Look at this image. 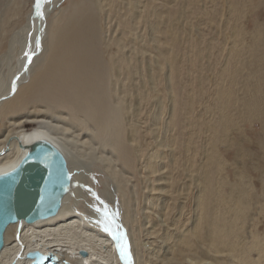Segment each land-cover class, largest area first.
I'll list each match as a JSON object with an SVG mask.
<instances>
[{
    "label": "bare ground",
    "instance_id": "1",
    "mask_svg": "<svg viewBox=\"0 0 264 264\" xmlns=\"http://www.w3.org/2000/svg\"><path fill=\"white\" fill-rule=\"evenodd\" d=\"M33 1L24 21H17L15 25L19 26L10 34V46L14 38L24 33H30L32 40L19 67L9 72L0 89V175L19 163L30 143L42 139L65 157L71 185L54 217L6 227L0 264H37L49 255L59 264H128L117 248L121 241L112 234L117 229L112 227V233L104 230L108 222L94 209L97 205L93 202L95 206L81 214L77 210L78 200L85 196L77 185L86 182L89 168L99 170L103 176L104 188L102 197L96 199L99 205L96 208L109 206L114 224L119 225L127 242L131 264H154L146 256L154 255L148 242L158 232L161 240L157 252L161 253L160 262L166 264H264L261 259L250 258L252 250L262 256L260 240L251 236L253 241L249 242L245 236L251 198L240 190L225 207L229 198L212 190L211 176L218 167L214 137L206 147L209 166L204 172L203 186L195 196L196 218L192 224L195 241H182L178 235L180 243L175 249L167 242L172 234L169 221L175 229H180L181 214V210L168 209L173 197L167 188L173 186L177 198L183 199V187L178 176L173 182L166 181L170 175L165 173L163 149L167 147L172 159L184 162L179 147L185 153L193 152L188 159L193 164L200 132L192 122L193 132L189 129L187 137L178 129L172 130L175 103L168 75L157 85L150 69L148 44H143L141 50L138 47L144 29L150 42L157 31V25L152 26V19L158 17L152 7L155 0H80L62 24L54 27L48 26L47 16L61 0H52L48 7L46 0H41L40 8L44 10L40 20L35 17ZM230 1L233 10L237 0ZM20 13L21 6L15 5L13 16ZM6 33L0 18V53L4 51L1 54L4 57L9 43ZM261 39L258 63L262 67L256 74L261 76V88L248 81L249 96L236 99L232 94H226L224 99V88H217L216 104L221 103L222 115L218 113L215 125L206 126L207 130L211 128L208 130L211 134L223 135L229 130L226 112L232 104L236 117L248 122L258 120L264 136V25L258 29L254 44ZM152 49L150 46L151 52ZM169 61L166 60L168 68ZM164 92L170 101L167 110L163 105ZM150 113L149 124L144 123L145 115ZM166 113L169 118L162 120ZM26 122L39 126L24 130ZM144 127H148V132ZM172 134L175 147L170 144ZM177 140H180L178 145ZM147 147L151 153L145 152ZM184 165L186 168V162ZM155 185H159L156 191ZM102 200L106 201L105 205ZM142 202L150 204V215L142 209ZM176 207L183 208L181 203ZM82 251L85 257L80 256Z\"/></svg>",
    "mask_w": 264,
    "mask_h": 264
},
{
    "label": "rangeland",
    "instance_id": "2",
    "mask_svg": "<svg viewBox=\"0 0 264 264\" xmlns=\"http://www.w3.org/2000/svg\"><path fill=\"white\" fill-rule=\"evenodd\" d=\"M78 1L80 0H61L55 9L49 11L48 26L61 25ZM228 1L230 4L227 3ZM15 5L21 6L20 16H13ZM31 5L32 0H0V16L2 14L0 18L3 19L7 29V40L9 38L5 57L1 55L4 51L0 53V89H3V83H6L8 75H10L9 72L16 71L24 53L31 47V43H29L32 40L30 33H24L22 36L14 38V43L10 46V34L14 28L19 26L15 25L16 22L20 20L22 23L24 21ZM152 7L158 15L152 19V26L157 25V31L152 34L150 42L147 29H144L141 32L142 40L138 47L141 50L143 44H148L149 56L151 57L150 69L157 85L162 79L165 80L166 75H168L175 103L172 130L178 129L185 136H189L188 130L192 131L193 124H195L200 132L196 139L193 164L188 161L192 158L193 152L187 151L185 153L179 147V152L184 153L186 168L184 160L179 159L177 161L174 157L173 160L167 151L168 148L163 149L165 173L170 175L166 181L173 182L175 176H178L181 180L180 186L183 187V194L181 193L183 199L177 198L178 192L173 186L167 188L173 197L168 209L181 210L180 229H175V226L170 224L172 221H169V230L172 234L168 237L167 242L171 248L174 247L175 249V246L180 243L177 240L178 235L182 241H195L192 234V224L196 218L195 196L203 186L204 172L208 170L209 166L206 158V147L210 139L213 140L214 137L218 152V167L215 168V173L211 176V179L214 180L212 190L218 195L224 194V197L229 198L224 203L225 207L232 203L233 198L231 196L236 195L240 190L243 191L242 194L251 198L253 202H251L249 211L250 220L244 226L246 229L245 236L248 238L253 236L255 240H260L262 256H258L252 250L250 258L254 261L257 259L264 261V136L261 131V124L258 120L248 122L244 118L236 117L237 114L232 112L231 104L226 112L230 121L229 130L221 135L219 133L211 134L209 127V131L206 129L207 125H215L219 119L218 113L222 115L221 103L216 104L217 88H224V99L226 94H232L233 99H236L241 96L243 98L249 96L251 90L248 81H251L258 88H261L263 84L260 80L261 76H256L262 67L258 63L262 50V39L256 44L254 43L258 29L264 25V0H237V6L233 10L230 0H155ZM150 46H153L152 52ZM229 50L230 54H228ZM163 59L170 60L169 68L166 65V60ZM159 65L163 69L162 72ZM142 73L145 72L142 71ZM166 93L164 92L166 100L163 102L165 110L170 104ZM216 107L219 110H216ZM37 109H41V107ZM151 113L145 115L144 123L149 124ZM168 118L166 113L162 120ZM189 122L190 128L187 125ZM24 124L26 125L24 130L39 126L36 123L26 122ZM147 128L144 127L143 130L148 132ZM173 137V134L169 136L173 141L170 144L175 147ZM179 142L180 140H177L176 145ZM145 152L151 153V148L147 147ZM98 171L89 168L86 182L77 185L85 195L78 200L77 210L80 214L90 206L97 205L94 209L99 206L96 199L102 197L101 190L104 188V180ZM153 188L156 191L159 189V185H155ZM102 201L105 205L106 201ZM115 201L117 203V200ZM178 203H181L183 208L176 207ZM141 207L145 209L147 215H150V204L142 202ZM155 230L158 232L159 227L156 226ZM181 230L182 232H179ZM158 233L150 236L148 243L153 248L154 255L151 253L146 258H149L154 264H166L163 261L160 262L162 260L161 253L157 252L159 240H161ZM252 239L249 238L246 241L252 242Z\"/></svg>",
    "mask_w": 264,
    "mask_h": 264
},
{
    "label": "water",
    "instance_id": "3",
    "mask_svg": "<svg viewBox=\"0 0 264 264\" xmlns=\"http://www.w3.org/2000/svg\"><path fill=\"white\" fill-rule=\"evenodd\" d=\"M51 2L46 0L45 7ZM35 4L36 0L35 17L40 20L44 9L40 8L42 14L38 15ZM70 181L66 159L53 144L42 139L30 143L19 163L0 175V251L8 225L32 224L57 214L62 198L70 190ZM80 256L86 253L82 251ZM48 257L43 256L42 261Z\"/></svg>",
    "mask_w": 264,
    "mask_h": 264
},
{
    "label": "snow or ice",
    "instance_id": "4",
    "mask_svg": "<svg viewBox=\"0 0 264 264\" xmlns=\"http://www.w3.org/2000/svg\"><path fill=\"white\" fill-rule=\"evenodd\" d=\"M40 3L41 0H36V8H37V14L41 15L42 13H40L39 9H40ZM38 44V42H37ZM97 212H100L104 218V221L108 222V226H105V231H109L110 233H112V227H115L117 229L116 233H112L114 235V238L117 239L118 241H121V243L117 244V248L120 251V255L121 258H126L128 260V264H131V259H130V253L128 252L127 249V242L124 238V235L122 232L119 231V225L114 224V216L112 213L109 212L108 208L106 206L102 207V208H97L96 209Z\"/></svg>",
    "mask_w": 264,
    "mask_h": 264
}]
</instances>
